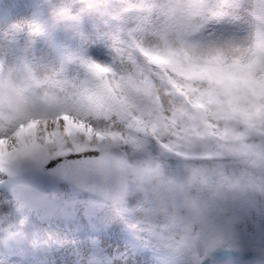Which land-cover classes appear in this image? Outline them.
Masks as SVG:
<instances>
[{
  "label": "clouds",
  "instance_id": "clouds-1",
  "mask_svg": "<svg viewBox=\"0 0 264 264\" xmlns=\"http://www.w3.org/2000/svg\"><path fill=\"white\" fill-rule=\"evenodd\" d=\"M48 3L61 21L107 19L112 58L57 70L31 59L43 27L15 22L0 37V156L91 143L95 191L169 264L239 247L245 221L264 217V0ZM225 21L241 28L218 31ZM17 39L26 43L12 58ZM169 132L171 151L154 146ZM10 231L0 213V233ZM252 247L264 264V244ZM126 261L118 250L77 253V264Z\"/></svg>",
  "mask_w": 264,
  "mask_h": 264
},
{
  "label": "rangeland",
  "instance_id": "rangeland-1",
  "mask_svg": "<svg viewBox=\"0 0 264 264\" xmlns=\"http://www.w3.org/2000/svg\"><path fill=\"white\" fill-rule=\"evenodd\" d=\"M44 13L54 18L58 26L53 34L41 35L37 39L31 52L32 60L50 65L68 74H83L85 68L81 62L87 57L100 60L112 58L111 41L106 36L110 24L107 19L84 17L79 21H61L53 14L52 5L48 3V0H2L0 2V37L10 31L17 21H34L43 26ZM239 28L241 25L234 22L226 26L225 32ZM25 43L20 39L9 43L8 54L12 58H17ZM44 162L41 164L35 162L30 169V177L36 182L35 178L41 176L37 182L40 184V192L49 194V200L53 199V202L63 207L68 204L66 202H70L71 197L77 196L72 194L59 196L60 186H69L61 183L54 188L52 181L41 173L40 167ZM74 194L81 195L89 202L78 206L81 217L84 216L86 206L94 207L97 214L101 213L98 218L94 219L96 220L95 225H92L94 223L92 222L85 226L86 222L80 221L85 228L80 230L79 235L59 230L56 232L48 225L43 226L34 222H28L25 224L26 227L21 224H16L15 228L11 226L9 233H0V264H77V253L98 254L93 251L97 245L100 253L114 250L124 251L127 255L126 264H162L158 261L161 253L150 241L137 235L129 227L127 219L120 214L109 199L96 196L99 200L94 204L90 202L91 199L87 193ZM17 215L16 213L15 217ZM20 218L21 215H19ZM10 221L7 219L9 224ZM51 232L54 234L52 235ZM129 237L137 240L140 238L147 251L134 253L129 250L126 245ZM2 242L8 244L7 248L11 257L1 250ZM255 242L264 244V217L261 216L245 221L238 239L239 247H222L216 250L217 253L222 252L226 259L225 262L211 257L205 264H212L214 259L219 262L218 264H246V261L253 264L256 251L252 244Z\"/></svg>",
  "mask_w": 264,
  "mask_h": 264
},
{
  "label": "bare ground",
  "instance_id": "bare-ground-1",
  "mask_svg": "<svg viewBox=\"0 0 264 264\" xmlns=\"http://www.w3.org/2000/svg\"><path fill=\"white\" fill-rule=\"evenodd\" d=\"M6 147H7V145H6ZM83 147H86V146L75 147V148H73L70 151L76 152L78 149H81ZM47 150H48V159L53 157V156H55V155H59V154L61 155V153L63 154L64 152H66V148H63V147H57V148H54V149H47ZM17 156L25 157L26 160L28 161V165L26 167H23V168L20 169L21 176H19L18 178L13 179L11 177L12 173L7 168H4V167L0 166L1 172L4 174V176L7 179V181H6L7 182V187L11 188V189H15V190L19 189L21 187V185L26 182V180H29V178H28V175L30 174L29 170L32 168L33 163H35V162L41 163V162H44V161L47 160L46 159L47 156L45 154H43L42 151H37V152H33V153H29V154H23V155H17ZM39 178H41V176L35 178L36 182L39 181ZM59 189H60L59 196H64V195L66 196V195L69 194L66 186H61ZM85 200L86 199H84V197H79L78 199H75L74 197H71L70 198V201H71L70 205H72V203L75 204V205H80V204L85 203ZM16 212H19V210L17 209V206L13 202H11L8 198L2 197V195H0V213H4L6 215V217H7V219L11 220L10 221L11 222L10 225L12 226V228H15L16 224L17 225L21 224L22 226L26 227V225L24 223H26L25 220H27V219L22 218V216L19 219V215H17L15 217ZM51 214H52V212H50L49 215H51ZM15 221H16V223H15ZM51 233H52V235L54 234L53 232H51ZM134 241H135V239L133 240V242ZM129 250H131L134 253L138 252L137 250L133 251L131 248H129ZM162 260L165 262V264H169V262H168L166 257L163 256ZM245 263L249 264L250 262L246 261Z\"/></svg>",
  "mask_w": 264,
  "mask_h": 264
},
{
  "label": "water",
  "instance_id": "water-1",
  "mask_svg": "<svg viewBox=\"0 0 264 264\" xmlns=\"http://www.w3.org/2000/svg\"><path fill=\"white\" fill-rule=\"evenodd\" d=\"M88 151L80 154H69L62 158L56 159L58 168H64L70 172L68 181L79 190H91L97 193L94 189V180L92 170L87 163Z\"/></svg>",
  "mask_w": 264,
  "mask_h": 264
},
{
  "label": "snow or ice",
  "instance_id": "snow-or-ice-1",
  "mask_svg": "<svg viewBox=\"0 0 264 264\" xmlns=\"http://www.w3.org/2000/svg\"><path fill=\"white\" fill-rule=\"evenodd\" d=\"M231 23H234V22L225 21L223 24L218 26L217 30L220 32H225L226 26L231 24ZM100 118H102L105 121H110L111 113H104V114H102V117H100ZM101 127H106L112 132L116 131V125L112 124V123H108L107 125H103ZM151 138L155 141L154 146H156L159 149L164 150V151H171L173 149V146H174L172 141L178 139V137L175 136L174 133H172V132H169L166 136H152ZM9 143H10V141H9ZM83 146L87 147V150L89 153H92V152L97 150V146L92 145L91 143L84 144Z\"/></svg>",
  "mask_w": 264,
  "mask_h": 264
}]
</instances>
